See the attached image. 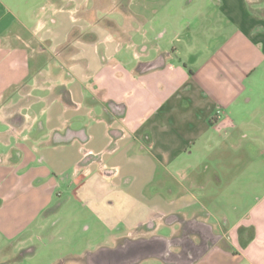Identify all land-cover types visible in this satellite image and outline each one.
I'll return each mask as SVG.
<instances>
[{
	"label": "crops",
	"instance_id": "1",
	"mask_svg": "<svg viewBox=\"0 0 264 264\" xmlns=\"http://www.w3.org/2000/svg\"><path fill=\"white\" fill-rule=\"evenodd\" d=\"M184 2L0 0V234L24 236L14 251L31 256L33 239H53L47 215L83 190L97 222L120 226L109 245L46 264H115L119 247L155 238L170 241L166 252L133 264L220 254L264 264V191L232 228L215 225L207 173L178 163L234 126L225 108L264 71V0ZM183 4L178 23L157 21ZM222 29L227 40L205 41ZM162 223L170 234H157ZM202 233L217 240L186 247Z\"/></svg>",
	"mask_w": 264,
	"mask_h": 264
},
{
	"label": "rangeland",
	"instance_id": "2",
	"mask_svg": "<svg viewBox=\"0 0 264 264\" xmlns=\"http://www.w3.org/2000/svg\"><path fill=\"white\" fill-rule=\"evenodd\" d=\"M185 0H183V3ZM183 6V8H181ZM179 10L178 5L174 15L167 12L164 16L157 19L165 24L178 23L177 17L182 9L188 6L182 5ZM187 21L192 23V18ZM210 30H212L210 28ZM155 37V35H153ZM153 37V38H154ZM205 41L207 43H220L228 38L226 29L215 32L207 31ZM145 58V57H140ZM264 71L258 72L255 78L249 83H244L241 90H238L239 97L231 101L225 108L226 115L231 118L233 127H228L215 132L210 139L211 143L201 147L197 143L192 152L194 158L182 156L178 163L181 167L192 166L200 175L206 174L207 190L204 200L208 202L209 207L217 210L216 222L228 223L232 228L235 223L245 214L249 205H251L260 192L264 191ZM255 84H250V83ZM240 89V88H239ZM250 98L249 102L246 100ZM177 163V164H178ZM211 172L220 175V184L214 183L209 179ZM185 182V181H184ZM188 183V182H187ZM185 182V184L187 185ZM84 184V183H83ZM66 183H61V187ZM66 187V186H65ZM61 188L56 194L65 189ZM254 187V188H253ZM194 189V188H193ZM259 189L258 192L254 191ZM82 202L70 199L65 205L56 208L48 214L50 217L51 236L31 241V246L37 248V253L24 257L22 262H12L9 264H46L54 256L53 252H62L70 254H81L85 248L92 246L96 248L99 245H109L111 243L113 232L118 226L114 223L103 226L96 221L92 210L85 206V201L81 195ZM200 199V198H199ZM202 201V203H205ZM46 216V217H47ZM44 216H42L43 218ZM88 223H92L90 230H86ZM119 224V223H117ZM102 225V226H101ZM216 225V224H215ZM158 231L159 235L170 234V228L165 227ZM247 236V230L242 232L241 237ZM24 236H17L13 241H4L5 237L0 234V264L5 263L18 255L19 250H13ZM7 242V243H6ZM10 248L3 251L2 248ZM214 256L210 261H200L197 264H247V259L242 257H233L231 255ZM246 259V260H245ZM141 264H162L155 259H147Z\"/></svg>",
	"mask_w": 264,
	"mask_h": 264
},
{
	"label": "water",
	"instance_id": "3",
	"mask_svg": "<svg viewBox=\"0 0 264 264\" xmlns=\"http://www.w3.org/2000/svg\"><path fill=\"white\" fill-rule=\"evenodd\" d=\"M169 243L170 241L165 238L127 242L124 246L115 250V253H112L111 256H108L109 259L107 260L115 264H133L148 256H162L163 249L166 252ZM154 250H158L159 253L156 254ZM28 252L31 254L33 250Z\"/></svg>",
	"mask_w": 264,
	"mask_h": 264
},
{
	"label": "trees",
	"instance_id": "4",
	"mask_svg": "<svg viewBox=\"0 0 264 264\" xmlns=\"http://www.w3.org/2000/svg\"><path fill=\"white\" fill-rule=\"evenodd\" d=\"M245 229L244 228H239V234L242 235V232L244 231ZM248 232V240L253 236V229L250 228L247 230ZM245 243V242H244ZM243 243V244H244ZM226 247V246H225ZM227 248V247H226ZM228 249V248H227ZM32 250V249H31ZM30 249L29 250H22L20 253H18V255H16L15 257H13L12 259H9L8 261H6L5 263H1V264H9V263H12V262H20L21 260H23V258L25 256H28L29 252L28 251H31Z\"/></svg>",
	"mask_w": 264,
	"mask_h": 264
},
{
	"label": "flooded vegetation",
	"instance_id": "5",
	"mask_svg": "<svg viewBox=\"0 0 264 264\" xmlns=\"http://www.w3.org/2000/svg\"><path fill=\"white\" fill-rule=\"evenodd\" d=\"M200 230H201V229H200ZM209 239H210V240H217V237H212L211 235H207V233H202V235H201V240H200L201 243H200L198 246H194V245L191 246V245L187 242L186 247H190L191 250H193L194 252H197V251H199V250L202 249L203 244L205 243V241H207V243H205V244H209V242H210ZM186 247H184L182 251H184Z\"/></svg>",
	"mask_w": 264,
	"mask_h": 264
}]
</instances>
